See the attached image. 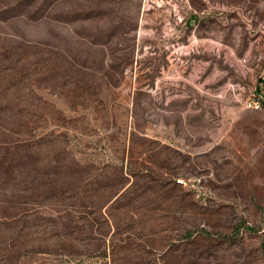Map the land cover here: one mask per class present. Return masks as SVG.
Returning a JSON list of instances; mask_svg holds the SVG:
<instances>
[{
  "label": "rangeland",
  "instance_id": "1",
  "mask_svg": "<svg viewBox=\"0 0 264 264\" xmlns=\"http://www.w3.org/2000/svg\"><path fill=\"white\" fill-rule=\"evenodd\" d=\"M0 80L83 173L0 186V264H264V0H0Z\"/></svg>",
  "mask_w": 264,
  "mask_h": 264
},
{
  "label": "trees",
  "instance_id": "2",
  "mask_svg": "<svg viewBox=\"0 0 264 264\" xmlns=\"http://www.w3.org/2000/svg\"><path fill=\"white\" fill-rule=\"evenodd\" d=\"M13 95L12 87L8 86L6 82L0 80V121L11 118L10 109H7L6 103L11 99ZM5 117V118H4ZM0 144V186L1 188H9L12 191L18 190L22 194L29 193L31 190L35 189L37 185L40 187L53 188L56 186V181L61 180L63 184H66L71 178L83 177V173L76 169L72 171L74 175H67L64 172L71 166L68 162L61 163V170L63 174H56L52 167L54 162L52 158L48 155H40L42 152V145H34L30 139L16 138L12 142H3ZM46 148V147H45ZM108 189H104L105 192L110 193V196H115L119 192V183H114V185H108ZM52 196H57V193H53ZM39 223H27L28 228L36 227ZM1 225V224H0ZM248 229L254 230V227L247 226ZM3 229H0V233ZM264 234V230H263ZM4 240L0 235V244ZM262 252L264 254V235L262 242Z\"/></svg>",
  "mask_w": 264,
  "mask_h": 264
},
{
  "label": "built area",
  "instance_id": "3",
  "mask_svg": "<svg viewBox=\"0 0 264 264\" xmlns=\"http://www.w3.org/2000/svg\"><path fill=\"white\" fill-rule=\"evenodd\" d=\"M255 106H257V105H255Z\"/></svg>",
  "mask_w": 264,
  "mask_h": 264
}]
</instances>
